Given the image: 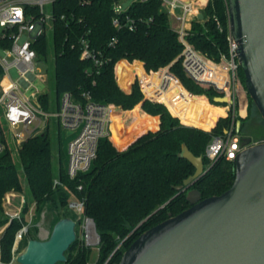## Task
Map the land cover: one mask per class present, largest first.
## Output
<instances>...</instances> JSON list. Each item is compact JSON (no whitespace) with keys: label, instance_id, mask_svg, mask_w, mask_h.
<instances>
[{"label":"trees","instance_id":"trees-1","mask_svg":"<svg viewBox=\"0 0 264 264\" xmlns=\"http://www.w3.org/2000/svg\"><path fill=\"white\" fill-rule=\"evenodd\" d=\"M116 1L55 0L49 8L51 30L38 37L34 46L42 58L52 57L56 106L64 92L75 97L87 92L97 103L113 104L122 110L135 107L126 112V121V117L120 119V114L113 116L111 140L116 145H123L138 133H144L124 150H118L107 137L101 138L89 169L73 179L66 174V149L65 164L61 148L58 149L57 167L53 164L49 130L26 137L15 155L8 145L0 153V228L4 227L0 236L1 264H10L14 237L24 221L22 216L10 219L4 214L3 197L9 191L22 192L23 184L27 188L23 213L31 204L36 209L50 204L58 209L57 221L67 217L61 210L68 206L70 196L82 202V218H91L99 235L93 264H118L140 234L189 207L188 189L198 190L205 198L221 194L234 180V160L221 155L188 189H175L194 172L192 164L179 157L181 146L185 144L195 156L202 157L204 164L208 163L205 147L212 136L223 134L231 116L217 120L224 109L213 107L203 96H195L205 95L211 104L225 106L214 102L213 98L219 95L213 89L203 88L185 76L179 58L183 46L161 0H133L121 12L114 10ZM202 13L203 20L192 21L186 40L211 60L219 61L221 55L227 54V0H208ZM113 18L118 19L119 27L113 26ZM82 41L87 43L97 63L80 57ZM120 60L136 61L128 69L118 68L123 62L117 64V80L121 85L135 75L145 79L141 63L146 72L169 67L170 73L193 95L164 69L155 73L153 80L166 79V90L158 98L185 125L163 104L143 99L136 81L129 93L121 90L114 73V66ZM238 76L244 84L239 66ZM39 100L43 109L48 110V93L40 94ZM237 108L245 113L237 117L239 131H244V135L251 136L254 141L264 140V122L248 95L247 105L240 102ZM252 108L256 110L255 115L251 113ZM148 115L159 117L157 129V118ZM253 120H258V127L250 125ZM130 122L131 130L126 134L124 126ZM214 123L210 131H205ZM58 144L61 145L60 140ZM56 177L59 185L54 186ZM119 240L121 245L115 249ZM87 250L76 235V240L65 252V262L57 264H89Z\"/></svg>","mask_w":264,"mask_h":264},{"label":"water","instance_id":"water-1","mask_svg":"<svg viewBox=\"0 0 264 264\" xmlns=\"http://www.w3.org/2000/svg\"><path fill=\"white\" fill-rule=\"evenodd\" d=\"M227 8L244 89L264 122V0H227ZM197 19L202 20L203 14ZM213 100L226 103L224 96ZM240 148L231 186L219 195L202 198L198 190L188 188L208 168L201 156L183 144L179 157L191 163L194 172L175 189H188L189 207L140 234L118 264H264V140L242 135ZM75 226L76 221L64 217L53 224L45 239L26 238L14 262H65V252L76 240ZM87 227L94 243L88 239ZM83 228L86 245L97 244L99 235L91 218L84 219Z\"/></svg>","mask_w":264,"mask_h":264},{"label":"built area","instance_id":"built-area-1","mask_svg":"<svg viewBox=\"0 0 264 264\" xmlns=\"http://www.w3.org/2000/svg\"><path fill=\"white\" fill-rule=\"evenodd\" d=\"M54 1L0 0V68L2 71L0 76V86H2L0 153L9 145V139L19 147L26 137L35 134L37 128H41L50 120H56L58 127L66 135L69 132L66 144V174L73 179L79 173L89 169L96 157L99 140L109 136L115 107L112 104L94 102L87 92L82 93L80 97L64 92L59 98L55 111L49 112L43 109L39 100L43 92L35 90L29 96L25 95V91L33 87L34 80L44 83L45 76L35 70L36 62L42 57L34 45L38 37L51 30V14L50 11L45 10V7L50 8ZM161 3L168 16L178 20L174 30L183 46L179 58L185 76L201 87L213 89L219 97L224 96L227 110H234L239 65L235 52L237 45L229 30L226 37L227 54L221 55L219 61L208 59L186 40L191 23L197 19L200 11L197 0H161ZM114 10L115 12L123 10L118 0ZM215 21L221 30L219 22ZM112 24L114 27H119L118 19L113 18ZM129 29H132V26H129ZM82 44L80 57L90 58L97 63L98 60L89 50L87 43L82 41ZM141 65L145 79L137 75L133 78L137 77L135 79L143 99L161 103L167 108L158 98L164 92L163 90H166V79L154 81L153 76L164 69L169 76H173L178 82L179 80L170 73L169 67L156 72H146L142 63ZM12 71L15 72L16 78L11 76ZM187 93L193 95L188 91ZM241 149L240 138L232 123L227 131L223 130L222 135L212 136L205 147V156L209 163H213L221 155L227 160H234ZM53 185H59L58 180H54ZM68 207L81 214L83 204L78 200H71ZM12 218L20 219V210ZM27 232L28 228L24 225L16 232L11 248L10 264L14 261L21 238Z\"/></svg>","mask_w":264,"mask_h":264},{"label":"rangeland","instance_id":"rangeland-1","mask_svg":"<svg viewBox=\"0 0 264 264\" xmlns=\"http://www.w3.org/2000/svg\"><path fill=\"white\" fill-rule=\"evenodd\" d=\"M132 1L133 0H118V4L121 5L122 9H125ZM203 1L204 0H202V2ZM45 10L49 11V6H46ZM202 10H200L199 13H202ZM169 20H170L171 27L174 29L176 27V25L178 24V20L175 17H172V16L169 17ZM200 53L204 57L208 58L204 53H202V52H200ZM208 59H210V58H208ZM134 62H132V63H134ZM35 70H36L37 73H41V74H43L45 76L44 77V81H43L44 83L40 82L39 80H34L33 83H32L33 87H31L30 89L25 91V95L29 96L35 90H37L39 92H47L48 96H49L48 111L49 112H53L56 109V103H55V100H54L53 82H52V78H51V74H52V70H53L52 57H48L47 59L42 58V59L38 60L36 62V65H35ZM10 74H11V76L13 78H16V74H15L14 71H12ZM135 78H137V77H135ZM135 78L131 79V83L132 84L136 81ZM115 80H116V78H115ZM118 86H119V84H118ZM119 87L121 89V86H119ZM237 87H238V89H237V94H236V103H235L236 105H235L234 110L231 108L232 110H230V109H229V111L227 110V114L225 116L219 117V118H224V117H227V116H231V118H230L231 122L227 126V128H224L225 131H227L230 128L232 123L235 125L236 132L239 131L240 130V125H239V127L236 125L237 117L238 116H245L244 111L241 114L239 112V109L237 108V106L240 104V102H241V104L243 103V106L247 105V93H246V91L244 89V84H242L241 81H240V77L239 76H238V85H237ZM121 90H123V87H122ZM1 91H2V86H0V93H1ZM209 104L213 105L210 102H209ZM221 105H223V104H221ZM113 106L115 107L114 115L115 114H120V119L125 118L126 117L125 116L126 112L130 111V110H122L120 107H116L115 105H113ZM251 113H252V115L256 114L255 108L251 109ZM257 118L260 119V117H258V116H257ZM195 128H197V127H195ZM199 129H201V128H199ZM211 129L205 130V131H210ZM47 130H49L51 132V139H52V143H53L52 154H53V164H54V166L57 167V159L59 157V153H58V149L59 148H61V152L63 154V163L65 164V150L64 149H66L65 141H66V139H68L66 137V133L58 127L56 120H50L48 123H46L41 128H37L34 135L43 134ZM201 130H204V129H201ZM110 132H111V130H110ZM244 133L245 132L243 131L242 135H244ZM107 138L111 141L110 134H109V136ZM59 140L61 141V145L60 146L58 144ZM9 146L13 150V155H15L16 151L18 149L17 144H15L14 142H12V140L9 139ZM210 164L211 163H209V162L204 164V168L205 169L208 168L210 166ZM55 180H58V177H56ZM15 193H17V195L19 196V199H20L21 204H22V207L20 209V218H21V216L23 217V219H24L23 225L27 226L28 230H30L29 233L27 232L21 238L20 243H19V247H18V251H17V252H19L25 246L27 237L31 238L33 236V238L45 239L48 236V234H49L54 222L56 221V217H57L56 212L58 211V209L57 208H53V206H51L50 204H46L45 206L36 209L35 205L31 204L29 206L27 212L23 213L22 209H23V206L25 204L26 197H27V188H26V186L23 184V191L22 192H15ZM71 200H75V199L72 196H70L69 199H68V203ZM2 207H3V202H2ZM19 207H20V203L16 202V204H15L13 209L17 210V209H19ZM61 211L64 214H66L67 217L72 218L74 221H76L77 226H75V230H76L77 238L79 239L80 243L85 248L88 249L87 250L88 251V255H89L88 263L89 264H93L96 261V258H97V245H98L99 242L97 244L86 245L85 237H84V228L82 227L84 225V219L82 218V214H79V213L75 212L74 210L70 209L68 206L65 207L64 209H62ZM3 212L10 219L12 218V216L7 214V211L4 208H3ZM34 228H36V231H34ZM3 230H4V227H1L0 228V235L2 234ZM89 240H90V243H94V239L90 238ZM120 245H121V240H119L117 242V245H116L115 249L118 248ZM11 264H18V263L13 261Z\"/></svg>","mask_w":264,"mask_h":264},{"label":"crops","instance_id":"crops-1","mask_svg":"<svg viewBox=\"0 0 264 264\" xmlns=\"http://www.w3.org/2000/svg\"><path fill=\"white\" fill-rule=\"evenodd\" d=\"M207 1L208 0H204L203 2H202V0H197V4H198V8L200 9V10H202L203 8H204V6L206 5V3H207ZM120 62H123V63H121L119 66H118V68L119 67H124V68H126V69H128V67H130L131 65H133L134 63H128L127 61H125V60H120V61H118L116 64H115V66H114V73H115V78H116V81H117V83L119 84V86H121V89H122V87H123V90H124V92H126V93H129L130 92V90H131V86H132V83H131V79L133 78H131V79H129V80H126L122 85L118 82V80H117V70H116V66H117V64L118 63H120ZM136 62V61H135ZM139 62V61H138ZM141 63V62H140ZM181 85V84H180ZM185 90V89H184ZM195 96H203L204 98H205V100L207 101V103H209V100H208V98L205 96V95H195ZM213 107H217V108H222V109H224V114L223 115H219V117H223V116H225L226 114H227V108H226V106H214V105H212ZM135 108V107H134ZM133 108V109H134ZM132 109V110H133ZM139 109H140V104H139ZM132 110H130V111H132ZM130 111H127V112H130ZM140 111H141V109H140ZM169 111V110H168ZM142 112V111H141ZM170 112V111H169ZM143 113V112H142ZM241 114L243 113L242 112V110H241V112H240ZM145 114V113H144ZM170 114L172 115V116H174L171 112H170ZM145 115H147V114H145ZM148 116H150V115H148ZM150 117H155V118H157V121H158V123H157V127H156V129L158 128V125H159V117H157V116H150ZM175 117V116H174ZM219 117L217 118V120L219 119ZM126 120H128L127 119V117H126V119H125V121ZM216 120V121H217ZM124 121V122H125ZM131 121H132V119H131ZM216 123V122H215ZM215 123L211 126V128L215 125ZM131 125H132V122H130V123H126L125 124V126H124V133H128V131H129V129L131 130ZM187 126V125H186ZM210 128V129H211ZM155 129V130H156ZM155 130H151V131H155ZM146 132V131H145ZM142 133H144L143 131L142 132H140V133H138L137 135H135V137L134 138H132V139H130L129 141H126V142H124V144L123 145H116L112 140V143L114 144V146L118 149V150H124V149H126L127 148V146L132 142V141H134L138 136H140ZM110 137H111V132H110ZM125 137H126V135H125ZM124 137V138H125ZM111 139V138H110ZM126 140V139H125ZM124 140V141H125ZM12 142H14L13 140H12ZM16 202H19L20 203V207H19V209H17V210H14L13 208H14V206H15V204H16ZM21 207H22V204H21V201H20V199H19V196L17 195V193H15L14 191H10V192H7L6 194H5V196H4V198H3V208L7 211V214L8 215H10V216H13L16 212H18L20 209H21ZM1 236V235H0Z\"/></svg>","mask_w":264,"mask_h":264},{"label":"flooded vegetation","instance_id":"flooded-vegetation-1","mask_svg":"<svg viewBox=\"0 0 264 264\" xmlns=\"http://www.w3.org/2000/svg\"><path fill=\"white\" fill-rule=\"evenodd\" d=\"M258 120H253V121H251L250 122V125H252V126H254V127H258V125H259V122H257ZM243 133H242V131H239V132H237V135L241 138V135H242Z\"/></svg>","mask_w":264,"mask_h":264},{"label":"bare ground","instance_id":"bare-ground-1","mask_svg":"<svg viewBox=\"0 0 264 264\" xmlns=\"http://www.w3.org/2000/svg\"><path fill=\"white\" fill-rule=\"evenodd\" d=\"M87 230H88V239H90L91 238L90 227H87Z\"/></svg>","mask_w":264,"mask_h":264}]
</instances>
